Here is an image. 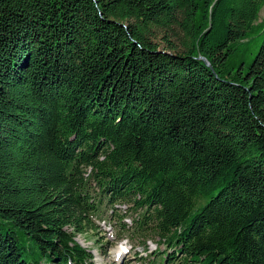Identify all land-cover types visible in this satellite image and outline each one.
Wrapping results in <instances>:
<instances>
[{
	"label": "trees",
	"instance_id": "obj_1",
	"mask_svg": "<svg viewBox=\"0 0 264 264\" xmlns=\"http://www.w3.org/2000/svg\"><path fill=\"white\" fill-rule=\"evenodd\" d=\"M263 9L0 0V264H97L77 237L117 205L160 262L264 264Z\"/></svg>",
	"mask_w": 264,
	"mask_h": 264
},
{
	"label": "rangeland",
	"instance_id": "obj_2",
	"mask_svg": "<svg viewBox=\"0 0 264 264\" xmlns=\"http://www.w3.org/2000/svg\"><path fill=\"white\" fill-rule=\"evenodd\" d=\"M255 31L250 34L237 48L236 58L248 66L253 60L259 46L262 43L261 33L264 26V9L259 14L255 25ZM246 71V69H245ZM141 210H133L131 206L117 205L115 210L103 208L101 218H92L95 230L77 237L80 245L88 248L94 256L97 264H174L176 260H165L164 253L167 251L159 238L147 235L145 238H137L121 230L134 228L135 220L141 218ZM21 243L27 240L21 236ZM103 244V247H100ZM159 252V254H155Z\"/></svg>",
	"mask_w": 264,
	"mask_h": 264
}]
</instances>
